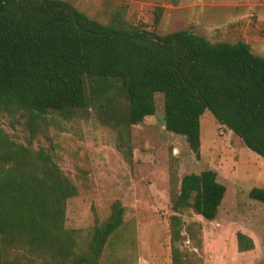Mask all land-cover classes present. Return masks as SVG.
<instances>
[{
	"label": "trees",
	"instance_id": "obj_1",
	"mask_svg": "<svg viewBox=\"0 0 264 264\" xmlns=\"http://www.w3.org/2000/svg\"><path fill=\"white\" fill-rule=\"evenodd\" d=\"M162 13L157 6L155 23ZM156 94L165 129L197 158L206 110L264 158V56L247 42H212L190 29L157 34L129 22L124 5L103 22L67 0H0V264L100 263L124 207L115 200L87 230L66 227L67 201L79 191L54 160L49 127L91 111L130 161L131 127L154 115ZM40 138L48 146H35ZM226 192L212 169L182 177L169 216L171 264H201L202 226L182 215L214 220ZM249 197L264 203V188ZM236 241L240 252L255 247L243 232Z\"/></svg>",
	"mask_w": 264,
	"mask_h": 264
},
{
	"label": "rangeland",
	"instance_id": "obj_2",
	"mask_svg": "<svg viewBox=\"0 0 264 264\" xmlns=\"http://www.w3.org/2000/svg\"><path fill=\"white\" fill-rule=\"evenodd\" d=\"M91 17L106 22L124 5L125 18L157 34L190 29L212 42H247L264 56V0H67ZM163 7L158 23L154 10ZM156 112L131 127V160L117 147V133L96 114L78 112L69 120L59 117L49 127L53 156L78 187L67 201L68 228L87 230L104 220L115 200L121 201L124 224L112 237L99 264H171L169 216L172 199L185 174L216 171L227 187L214 220L191 210L183 219L202 226L201 264H264V203L249 197L253 187L264 188V158L245 147L230 130L206 110L200 119L199 157L183 136L165 129L161 94ZM6 131L23 141L20 130ZM38 144L48 146L40 138ZM249 235L254 249L240 252L236 234ZM190 249L192 243L186 242Z\"/></svg>",
	"mask_w": 264,
	"mask_h": 264
}]
</instances>
